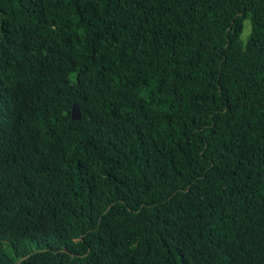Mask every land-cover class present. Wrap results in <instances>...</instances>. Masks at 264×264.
Returning <instances> with one entry per match:
<instances>
[{
  "label": "trees",
  "instance_id": "16d2710c",
  "mask_svg": "<svg viewBox=\"0 0 264 264\" xmlns=\"http://www.w3.org/2000/svg\"><path fill=\"white\" fill-rule=\"evenodd\" d=\"M0 264H264V0H0Z\"/></svg>",
  "mask_w": 264,
  "mask_h": 264
},
{
  "label": "water",
  "instance_id": "95a60500",
  "mask_svg": "<svg viewBox=\"0 0 264 264\" xmlns=\"http://www.w3.org/2000/svg\"><path fill=\"white\" fill-rule=\"evenodd\" d=\"M71 115H72V118H73L74 120H79V119H81V112H80V109H79L78 104L73 103V105H72V109H71Z\"/></svg>",
  "mask_w": 264,
  "mask_h": 264
},
{
  "label": "rangeland",
  "instance_id": "374dc122",
  "mask_svg": "<svg viewBox=\"0 0 264 264\" xmlns=\"http://www.w3.org/2000/svg\"><path fill=\"white\" fill-rule=\"evenodd\" d=\"M248 26H249V21L246 20L245 21V25H244V31H243V33L241 35V37H242L243 40H246V38H247L248 31H249Z\"/></svg>",
  "mask_w": 264,
  "mask_h": 264
}]
</instances>
